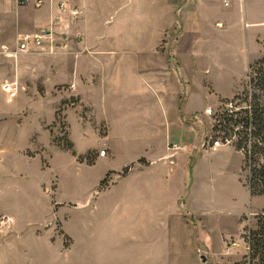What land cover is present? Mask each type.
Here are the masks:
<instances>
[{
	"label": "crops",
	"instance_id": "obj_1",
	"mask_svg": "<svg viewBox=\"0 0 264 264\" xmlns=\"http://www.w3.org/2000/svg\"><path fill=\"white\" fill-rule=\"evenodd\" d=\"M60 1L33 17L35 31L54 26L60 48L51 51L47 43L40 51L21 52L15 58L0 54V202L7 199L4 204L11 207L9 194L26 195L20 207L29 209L32 218L31 210L45 201L41 195L58 191L57 178L48 182L41 173L50 167L48 158L40 157L44 150L15 142L8 133L12 121L20 124L31 113L28 100L22 106L14 98H27L33 92L40 99L46 97L51 83L56 111L43 128L53 139L49 125L56 121L61 104L69 102L65 116L76 154L52 141L62 149L56 151L71 152L80 167L93 174L85 182L86 198L69 203L81 214L75 216L72 234L75 259L83 260V249L92 251L89 241L94 240L96 219L101 218L121 220L128 259L137 264H170L174 248L181 250L178 261L194 258L195 250L211 246L214 226L220 241L232 239L224 224L230 217L244 231L245 221L258 212L260 196L252 195L244 182L243 158L232 147L203 149L202 140L210 132L207 116L192 120L194 113L219 99L240 94L237 83L260 57L256 53L247 57L230 93L221 89V75L234 77L237 64L221 59L226 24L220 0H69L81 9L76 22L69 9L59 7ZM245 2L235 0L233 8L242 10ZM6 9L0 4V15ZM262 23L264 18L245 17L246 26ZM1 24L0 20V29ZM6 83L17 89L9 98ZM73 120L84 136L96 139L84 150L73 139ZM173 143L186 149L175 151L170 148ZM102 149L107 150L105 155H100ZM32 188L37 198L30 196ZM64 205L53 198L56 218L32 221L36 223L25 228L17 214L0 207V218L13 222V228L0 232V246L3 240L28 237L31 257L44 260L52 250L64 258L68 227L66 232L58 227L60 220L68 223L67 216L58 215ZM118 222L113 221L114 227ZM178 232L184 237L172 240Z\"/></svg>",
	"mask_w": 264,
	"mask_h": 264
},
{
	"label": "rangeland",
	"instance_id": "obj_2",
	"mask_svg": "<svg viewBox=\"0 0 264 264\" xmlns=\"http://www.w3.org/2000/svg\"><path fill=\"white\" fill-rule=\"evenodd\" d=\"M57 1L60 0H45L41 5H39L36 0H0V4L8 8L2 11V14L0 15V20L2 23L0 29V54L5 57L15 58V56L21 53H16L18 40L27 33H33V31L35 32L34 29L36 26L33 24V17L36 14L44 12L48 6L53 8V4L55 5ZM232 1L233 5L231 7L230 3H227L226 0H220L219 2V5H221V16L223 22L226 24L225 28L222 30V41L224 42L221 44L223 48L221 51V59L224 63L231 66L237 64L235 68L236 70H234V77L228 76L230 74H224L221 75L222 78L219 79L220 87L226 93H230L232 89H234V86L241 75L243 65L247 61V57L250 54H258L260 56L259 59L264 57V23L258 25L260 27L256 28V24L252 26H246L245 24V17L248 18L249 21L254 20L255 17L264 18V0H246V6L243 9L242 5V10H235L233 6L234 4L236 5V3L235 0ZM241 17L244 18L241 19ZM43 22L45 23L46 21ZM257 34H260V38L258 37L259 35L256 38ZM40 50L41 49L33 48L29 51L36 52ZM259 59L253 61L252 64H254ZM251 65L248 67L242 79L237 83L240 84L241 87L240 94L243 93L244 88L246 87L248 75L251 71ZM48 87V96L41 99L39 96L35 95L36 92L30 94V96L27 98L23 96L14 98V101H17L18 104H22V106L25 104L26 100H28L30 103L29 107L31 113L29 116H24V120L20 124H18V122L12 121L9 125L8 133L11 135L12 139L15 138V142L25 143L33 150H44L40 157L48 158L50 167L45 168L43 171H41V173L43 172V175L48 179V182H51L54 177L57 178L58 191L56 195H54L55 192L53 191L52 193L45 192V194L43 193V195H41L44 197L45 201H43V203L40 202L42 205L40 204L38 208L35 207L31 210L33 212L32 218L28 217L29 214L27 212L29 209H23L20 207L21 201H26L28 198H26V195L22 197L23 195L16 191H14V195H8L15 205L12 204L11 207L9 204L5 205L4 203H6L7 199H3V202H0V207L5 208L8 212L12 213L13 211L15 214H17L22 228H25L27 225H33V223H36L40 219H45L49 216L56 218V214L54 213L52 206L53 198H57L62 204L66 203V205H64L65 207H63L58 214L61 218H65L66 216L69 218L68 223L67 221L65 222V220H60V222H58L60 224L58 225L60 231H62V228L66 232L65 228L68 227V231L66 232L67 234H65L63 237L66 246L65 253L63 255L64 258H61L58 252L52 250L46 252L47 257L44 260H37L35 256L31 257L30 254H33V252H31L32 249L27 248L31 242L30 239L26 237L23 240L15 239L9 240L8 242L3 240V243L0 246V264H137V260L133 261L132 258L128 259V251L126 249L127 240L125 239L123 241L121 220H112L111 218L96 219L97 227L95 226V230L97 228V233L93 235L94 240L92 242L89 241V243H92L93 246L90 244L88 245V247L92 246V251L89 249H83L81 253L83 255V260L81 259L78 261V259L74 258L73 243L75 241L72 237L74 232V220L75 216H81V214L79 211L74 209V206L69 205V203L76 202L75 200L79 199L84 200L86 198L87 192L85 191V188L88 183L85 182L88 180V178H91V176L93 177V174L91 173L92 171L90 169L80 167L79 162L71 152L56 151L62 149L57 147L53 141L62 144L69 140L68 123L65 116V110L70 106L69 102L64 101L63 104H61L60 109L57 112L56 121L49 125V130L53 135V139L51 134L43 128L44 124H47L54 118L56 111L55 105L57 99L52 96V91H50L51 83L48 84ZM15 88L16 87H13L11 90L4 89L6 98H9L17 93V89ZM234 98L235 97L231 99L234 100ZM2 101H4V97L2 98ZM219 101L220 99L218 102ZM235 102L238 105L244 104L241 99H235ZM198 115H206L205 110L194 113L192 120L199 121L195 119ZM205 124L208 126L211 125V121L208 116L205 120ZM72 136L79 150L86 149L90 143L96 141V139L92 136H84V134L79 131L78 122L74 120ZM203 143L204 140H202L203 149L210 151L218 150L222 147L234 148L242 156L244 165V154L235 146L225 145L217 149H212L209 147H204ZM40 161L41 158H38L34 163V169L36 171H39L40 169L38 167ZM30 196L37 198L38 192L32 188ZM259 196L258 212L251 213L250 219L245 221L246 226L244 231L240 226L234 223V218L230 217L224 221V224L226 227V235L227 232H231L232 235H234L232 239H229L224 243L220 241L217 227L214 226L211 228V231H216L212 235L213 241L211 242L210 247H202L203 251L199 250L197 252L195 250L194 258L188 256L187 258L181 259L179 261L178 257L181 253V250L179 248H174L172 249L171 260H168V263L238 264L241 262L249 251V246L246 239L247 229L254 228L256 226L258 221L257 216L264 211V195ZM25 204L26 202H24V205ZM17 206H19L18 209H16ZM113 221H119L117 223V227H114L116 224H114ZM65 225L67 227H65ZM4 227L13 228L12 220L9 218H0V232H2ZM197 231H200L199 228ZM193 236L194 239L197 240L196 233H193ZM183 237L184 234L178 232L176 235H172L171 239L174 240ZM164 238H169V236H164ZM231 240L232 242L237 243V245L233 246L231 249H228L227 242ZM53 241H56V237L53 239ZM37 250L38 249H35L34 251ZM79 253L80 251L78 250V255Z\"/></svg>",
	"mask_w": 264,
	"mask_h": 264
},
{
	"label": "trees",
	"instance_id": "obj_3",
	"mask_svg": "<svg viewBox=\"0 0 264 264\" xmlns=\"http://www.w3.org/2000/svg\"><path fill=\"white\" fill-rule=\"evenodd\" d=\"M235 98L244 102V104H241L243 107L234 114L226 115L225 124L227 126L241 125L244 141H248L252 137L251 194L264 195V162H262L264 156V57L251 65L246 87L243 93L238 94ZM246 104L251 107H244ZM61 145L76 154L74 143L71 140H67ZM80 159H84V157L80 156ZM87 160L89 163L94 162L91 156L87 157ZM107 183L108 177L102 181V187L106 186ZM257 217L256 226L246 228L249 251L238 264H264V211Z\"/></svg>",
	"mask_w": 264,
	"mask_h": 264
},
{
	"label": "built area",
	"instance_id": "obj_4",
	"mask_svg": "<svg viewBox=\"0 0 264 264\" xmlns=\"http://www.w3.org/2000/svg\"><path fill=\"white\" fill-rule=\"evenodd\" d=\"M39 5H41L45 0H36ZM59 7L63 10L70 11L72 22H76L79 19L81 14V9L76 5H70L69 0H62L59 2ZM55 21L59 22L61 18L56 16ZM47 43H50L51 51H54L62 46L56 40V31L54 26L51 27H42L36 30L33 33H27L22 36L18 40L16 53L18 52H25L31 49H42L46 46ZM6 90H10L11 87L9 84L5 85ZM235 99H224L220 100L216 105L208 106L205 109V114L210 118L211 125H210V132L204 138V147H209L212 149H217L221 146L225 145H232L238 148L240 151L243 152L245 160H244V182L247 187L250 189L252 188L251 180H252V170L253 164L251 161V154L253 153L252 150V142L253 139L250 137V140L244 141L242 128L241 125L234 126L230 125L227 126L225 124V116L234 114L241 110L243 106L241 104H237ZM244 107H251L246 104ZM196 120L201 121V117L198 115L195 118ZM170 148L179 151L185 150L186 146L173 143L170 145ZM107 152L106 149L100 150V155H105ZM262 162H264V156L262 157ZM228 249H231L233 246L237 245V243L229 241L227 242Z\"/></svg>",
	"mask_w": 264,
	"mask_h": 264
}]
</instances>
